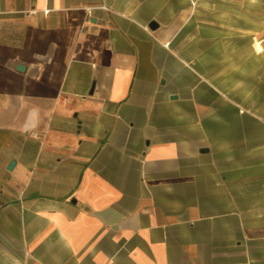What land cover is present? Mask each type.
I'll list each match as a JSON object with an SVG mask.
<instances>
[{
  "label": "crops",
  "instance_id": "1",
  "mask_svg": "<svg viewBox=\"0 0 264 264\" xmlns=\"http://www.w3.org/2000/svg\"><path fill=\"white\" fill-rule=\"evenodd\" d=\"M0 264H264V0H0Z\"/></svg>",
  "mask_w": 264,
  "mask_h": 264
},
{
  "label": "water",
  "instance_id": "2",
  "mask_svg": "<svg viewBox=\"0 0 264 264\" xmlns=\"http://www.w3.org/2000/svg\"><path fill=\"white\" fill-rule=\"evenodd\" d=\"M16 68L19 69V70H21L23 67H22L21 65L18 64V65L16 66ZM13 164H14V161H11L10 164H9V166H8V169H10V168L13 166Z\"/></svg>",
  "mask_w": 264,
  "mask_h": 264
},
{
  "label": "built area",
  "instance_id": "3",
  "mask_svg": "<svg viewBox=\"0 0 264 264\" xmlns=\"http://www.w3.org/2000/svg\"><path fill=\"white\" fill-rule=\"evenodd\" d=\"M103 8H105L104 6H102Z\"/></svg>",
  "mask_w": 264,
  "mask_h": 264
}]
</instances>
